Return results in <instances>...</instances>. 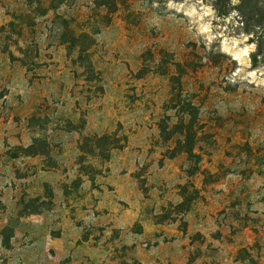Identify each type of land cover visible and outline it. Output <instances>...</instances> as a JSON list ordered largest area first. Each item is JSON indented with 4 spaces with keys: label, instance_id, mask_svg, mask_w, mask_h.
Instances as JSON below:
<instances>
[{
    "label": "rangeland",
    "instance_id": "obj_1",
    "mask_svg": "<svg viewBox=\"0 0 264 264\" xmlns=\"http://www.w3.org/2000/svg\"><path fill=\"white\" fill-rule=\"evenodd\" d=\"M213 3L0 0V264H264V60Z\"/></svg>",
    "mask_w": 264,
    "mask_h": 264
},
{
    "label": "trees",
    "instance_id": "obj_2",
    "mask_svg": "<svg viewBox=\"0 0 264 264\" xmlns=\"http://www.w3.org/2000/svg\"><path fill=\"white\" fill-rule=\"evenodd\" d=\"M213 7L222 17L237 13L239 29L256 45L251 60L253 67L258 68L264 60V0H238L237 4L233 0H214Z\"/></svg>",
    "mask_w": 264,
    "mask_h": 264
}]
</instances>
